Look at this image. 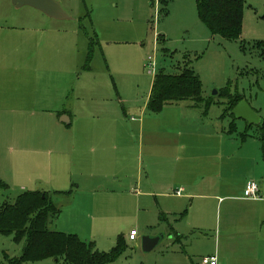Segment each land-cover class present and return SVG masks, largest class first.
I'll return each instance as SVG.
<instances>
[{
	"label": "crops",
	"instance_id": "1",
	"mask_svg": "<svg viewBox=\"0 0 264 264\" xmlns=\"http://www.w3.org/2000/svg\"><path fill=\"white\" fill-rule=\"evenodd\" d=\"M57 24L36 9L0 0V137L6 151L1 168L14 172L12 183L22 191L39 184L47 190H35L54 193L60 212L50 225L61 226L54 231L63 232L65 224L78 229L92 214L91 224L100 225L105 215L113 216V208L123 209V195L146 194L158 200L157 222L165 223L167 239L183 250L186 264H200L206 256H216L219 264H264L261 141L247 136L239 144L232 133L204 119V106L191 101L149 112L152 79L144 105L150 113L147 180L142 183L140 175L115 185L128 175V163L138 160L140 147L121 140L128 133L124 126L133 125L114 107L91 106L88 85L76 76L90 69L84 68L89 38L79 25ZM139 114L135 131L145 119L142 109ZM3 175L0 170L2 180ZM247 181L257 184L259 199L243 197ZM80 192L94 197L63 219V208ZM86 242L96 249L92 239Z\"/></svg>",
	"mask_w": 264,
	"mask_h": 264
},
{
	"label": "rangeland",
	"instance_id": "2",
	"mask_svg": "<svg viewBox=\"0 0 264 264\" xmlns=\"http://www.w3.org/2000/svg\"><path fill=\"white\" fill-rule=\"evenodd\" d=\"M58 1L72 19L57 20V25L76 28L79 25L90 36L96 35L99 43L89 63L90 69L85 70L88 72H76V76L82 75L80 79L88 85L91 106H96L98 110L102 107H114L122 115L123 112L124 115L126 113L125 119L133 126H124L123 129L128 130V133L121 140L128 147H140L138 160L128 163V175L119 177L115 185L124 186L140 175L142 183L147 180L149 160L146 117L150 113L145 111L144 105L150 83L159 69L168 73L180 72L183 64L191 60V67L202 83V95L213 100L207 110H204V119L218 130L224 128L228 132L232 121L230 116L224 115L226 101L218 94L224 88L234 96L243 97L242 100L260 118H264V46H259L264 42V0H244L240 39L226 40L216 35L212 41L208 39V29L198 18L195 0H170L166 10L162 9L160 0ZM161 33L165 35V43L159 44L156 38ZM148 56L155 60V72H151L146 66ZM187 102L190 101H182L181 105L184 106ZM141 109L145 119L139 131H135L133 127L136 122L139 123ZM131 117L134 119L131 120ZM191 120L192 116L188 118V121ZM236 124L237 130L231 137L240 144L245 123L236 119ZM1 140L0 137V170L5 174L3 181L8 188L0 189V204L12 202L22 191L19 183H12L14 172L10 173V168H1L2 158L6 159ZM27 189L45 188L37 184ZM143 189L145 188H139L140 191ZM76 196L63 208V219H67V211L77 214L79 210L76 211V208L81 211L80 204L94 197L86 192H80ZM59 198L64 199L63 196ZM123 199V209L113 208V216L105 215L106 220L100 225L94 227L91 224V218L95 215L90 211L92 215L89 216V223L84 222L85 225L78 229L65 224L63 232H77L85 241L92 239L96 243V249L103 252L111 250L117 244L118 237H124L125 249L111 264H186L183 250L167 239L165 223L157 222L158 200L146 194L138 199L123 195ZM181 226L183 225L180 224L179 227ZM49 228L55 230L61 226L49 224ZM132 228L137 231L135 241L128 239V232ZM144 236L161 238L152 250L146 252L142 248ZM23 245V241L15 242L13 235L0 233V264H7L4 254L19 256ZM52 262V259L47 258L23 264Z\"/></svg>",
	"mask_w": 264,
	"mask_h": 264
},
{
	"label": "trees",
	"instance_id": "3",
	"mask_svg": "<svg viewBox=\"0 0 264 264\" xmlns=\"http://www.w3.org/2000/svg\"><path fill=\"white\" fill-rule=\"evenodd\" d=\"M170 0H160L162 9ZM198 18L211 35H218L226 40L240 39L242 32V15L244 0H195ZM89 48L84 68H88L93 52L99 46L96 35L90 36ZM162 43V37H157ZM259 46H264V42ZM226 101L224 115L232 118L229 132L237 130L236 119L231 110L243 99L234 96L227 88L218 93ZM189 100L194 107L204 106L205 110L212 104V98L202 95V83L190 63L183 64L180 72L168 73L159 69L154 75L147 110L160 112L166 105ZM245 123L241 134L242 140L247 136H255L262 143L264 152V119L259 125ZM255 129V130H254ZM251 131V133H250ZM8 186L0 178V189ZM60 212L54 200V193L38 190L20 192L12 202L0 204V233L13 235L15 242L23 241L21 254L10 257L4 254L7 264H23L26 261L52 259V264H111L125 249L124 237H118L117 244L108 252L97 251L93 243L82 240L75 234L54 231L49 224ZM164 220V216H160Z\"/></svg>",
	"mask_w": 264,
	"mask_h": 264
},
{
	"label": "water",
	"instance_id": "4",
	"mask_svg": "<svg viewBox=\"0 0 264 264\" xmlns=\"http://www.w3.org/2000/svg\"><path fill=\"white\" fill-rule=\"evenodd\" d=\"M15 8H20L24 6L36 9L46 15L49 18L55 20H69L72 17L69 15L67 10L62 6L58 0H10ZM235 119H240L247 124L259 125L261 123V118L257 112L250 107V105L245 101H239L231 110ZM161 236L148 237L144 236L142 238V248L144 251L152 250L159 242Z\"/></svg>",
	"mask_w": 264,
	"mask_h": 264
},
{
	"label": "built area",
	"instance_id": "5",
	"mask_svg": "<svg viewBox=\"0 0 264 264\" xmlns=\"http://www.w3.org/2000/svg\"><path fill=\"white\" fill-rule=\"evenodd\" d=\"M146 66L151 72H155L156 63L153 57L148 56L147 57V63ZM181 190H178L176 194H180ZM258 193V186L254 181H247L244 191H243V197L247 199H259ZM137 236V231L131 230L129 232L128 238L129 240H134ZM200 264H219L218 259L216 256H206L202 257Z\"/></svg>",
	"mask_w": 264,
	"mask_h": 264
}]
</instances>
